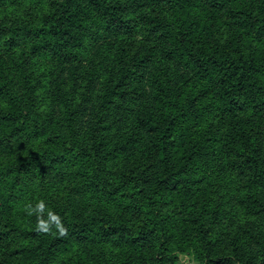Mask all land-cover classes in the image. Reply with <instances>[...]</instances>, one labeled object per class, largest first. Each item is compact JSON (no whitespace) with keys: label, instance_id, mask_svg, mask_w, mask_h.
<instances>
[{"label":"trees","instance_id":"trees-1","mask_svg":"<svg viewBox=\"0 0 264 264\" xmlns=\"http://www.w3.org/2000/svg\"><path fill=\"white\" fill-rule=\"evenodd\" d=\"M264 264V0H0V264Z\"/></svg>","mask_w":264,"mask_h":264},{"label":"rangeland","instance_id":"rangeland-1","mask_svg":"<svg viewBox=\"0 0 264 264\" xmlns=\"http://www.w3.org/2000/svg\"><path fill=\"white\" fill-rule=\"evenodd\" d=\"M181 263L182 264H191L192 263V260L189 256H182L181 258Z\"/></svg>","mask_w":264,"mask_h":264}]
</instances>
